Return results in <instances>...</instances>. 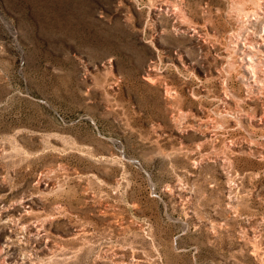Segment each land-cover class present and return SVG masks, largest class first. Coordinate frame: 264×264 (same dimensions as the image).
Wrapping results in <instances>:
<instances>
[{"label":"rangeland","instance_id":"1","mask_svg":"<svg viewBox=\"0 0 264 264\" xmlns=\"http://www.w3.org/2000/svg\"><path fill=\"white\" fill-rule=\"evenodd\" d=\"M0 264H264V0H0Z\"/></svg>","mask_w":264,"mask_h":264},{"label":"bare ground","instance_id":"2","mask_svg":"<svg viewBox=\"0 0 264 264\" xmlns=\"http://www.w3.org/2000/svg\"><path fill=\"white\" fill-rule=\"evenodd\" d=\"M148 78V77H147Z\"/></svg>","mask_w":264,"mask_h":264}]
</instances>
